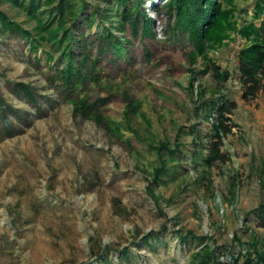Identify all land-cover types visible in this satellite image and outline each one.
<instances>
[{"label": "rangeland", "instance_id": "rangeland-1", "mask_svg": "<svg viewBox=\"0 0 264 264\" xmlns=\"http://www.w3.org/2000/svg\"><path fill=\"white\" fill-rule=\"evenodd\" d=\"M142 1L153 34L141 25L137 36L128 25L118 32L131 40L124 60L97 54L90 43L97 81L72 98L54 79L65 64L60 53L49 58L45 45L35 50L0 30V98L10 106L0 108V264H191L203 242L229 249L236 235L241 242L251 233L264 237L255 213L264 204V94L244 101L237 80V54L247 43L238 29L260 24L264 10L255 12L264 0H232L237 29L205 58L176 27L175 12L164 10L166 0ZM0 10L38 33L21 8L0 0ZM98 30L84 35L91 41ZM210 62L230 77L222 83L205 72ZM20 83L30 85L36 102ZM213 93L236 102V126L221 148L231 160L205 166L194 150L210 139L212 120L199 107ZM78 96L97 104L102 122L74 108ZM161 144H180V153L161 151L167 171L153 182ZM187 231L204 239H184Z\"/></svg>", "mask_w": 264, "mask_h": 264}, {"label": "trees", "instance_id": "trees-1", "mask_svg": "<svg viewBox=\"0 0 264 264\" xmlns=\"http://www.w3.org/2000/svg\"><path fill=\"white\" fill-rule=\"evenodd\" d=\"M24 10L26 14L36 21L34 34L31 30L24 28L18 22L11 20L6 13L0 10V30H11L19 37L27 39L31 47L35 50L40 45H45L46 54L53 58V53H60L65 59L62 67H56L54 79L61 85L62 89L76 94L84 85L91 80H96L94 71L99 60L97 57L91 58L90 43L96 47V52L112 51L115 60H124L127 55L126 42L130 38L119 36L118 32H124L126 26L131 30L133 36H137L139 26L144 35H152L154 20L141 8L142 0H5ZM94 2L92 11L87 9L89 2ZM232 0H166L164 10L175 12L176 27L188 33L193 47L197 54L206 57L204 51L220 45L228 36V31L237 29L236 23L231 21L233 16ZM154 6V4H153ZM156 6V5H155ZM42 7H46L42 9ZM264 10L261 4L257 5L256 16ZM51 13L49 19H45V14ZM93 28L95 25L99 29L94 38L88 41L84 35V27ZM102 28V30H100ZM239 33L246 40L237 54V80L241 87V98L244 101L255 99L258 94H264V18L257 25L253 21L238 29ZM205 72L210 69L212 75L219 82H225L230 77L228 70L221 68L210 62ZM20 90L29 101L36 102L35 94L30 85L20 83ZM202 92L200 97H202ZM216 94L211 95V100L200 105V110L211 119L209 141L201 144L194 150V160L198 163L209 166L216 162L226 163L231 160V156L221 148L224 145L223 139L232 133V127L236 126L233 121L237 107L236 102L231 98L223 99L219 102ZM74 108L98 122H102V115L98 111L96 103H90L87 98L76 97L73 99ZM132 102L129 108L132 109ZM0 108L2 113L10 106L0 98ZM134 108L130 112H135ZM180 144H176L173 150L165 144L159 145L160 163L163 164L161 151L166 149L170 155L180 153ZM172 158V157H171ZM167 168L163 165L155 170L153 182H157L159 177ZM261 172L264 173V164ZM258 226L264 228V204L256 210ZM178 233H182L178 231ZM153 236L150 232L144 236V240ZM184 239L193 237L203 240L202 236H195L192 231H187L181 236ZM233 247H222L208 242L202 245L191 254V264H264V237L251 233L247 242H241L235 236ZM241 245L236 252H231L235 246ZM129 253L124 251L123 255ZM223 255H227L223 257ZM102 264H113L107 258Z\"/></svg>", "mask_w": 264, "mask_h": 264}]
</instances>
